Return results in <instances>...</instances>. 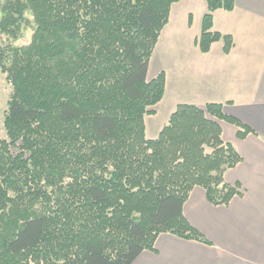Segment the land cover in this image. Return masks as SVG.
Segmentation results:
<instances>
[{
	"label": "trees",
	"instance_id": "obj_1",
	"mask_svg": "<svg viewBox=\"0 0 264 264\" xmlns=\"http://www.w3.org/2000/svg\"><path fill=\"white\" fill-rule=\"evenodd\" d=\"M179 0H0V72L11 91L0 138V264H131L158 234L209 241L182 214L195 187L212 205L240 188L241 157L219 121L250 129L221 103L177 104L156 138L145 114L164 95L149 61ZM195 44L221 40L205 0ZM27 27L28 43L17 44ZM150 108V109H149Z\"/></svg>",
	"mask_w": 264,
	"mask_h": 264
},
{
	"label": "crops",
	"instance_id": "obj_2",
	"mask_svg": "<svg viewBox=\"0 0 264 264\" xmlns=\"http://www.w3.org/2000/svg\"><path fill=\"white\" fill-rule=\"evenodd\" d=\"M178 12L186 21L174 27L172 18ZM205 12V0H180L171 6L147 77L152 62L155 71L164 72L165 90L158 105L167 117L180 103H221L224 114L250 129L240 139L234 125L219 121L223 140L241 157L224 172V179L241 193L227 205H212L204 190L195 186L182 214L210 244L160 233L154 250H143L131 264H264V0H234L232 10L213 12L212 29L232 38L228 53L221 40L208 52L196 46ZM169 27L170 39L165 42Z\"/></svg>",
	"mask_w": 264,
	"mask_h": 264
},
{
	"label": "rangeland",
	"instance_id": "obj_3",
	"mask_svg": "<svg viewBox=\"0 0 264 264\" xmlns=\"http://www.w3.org/2000/svg\"><path fill=\"white\" fill-rule=\"evenodd\" d=\"M169 15H170V13H169ZM185 18H186V16L184 15L183 12H181V13L180 12L175 13L173 15V18H172V19H174V21L171 24H173V26H174V24L177 25V26L178 25H184L185 24V21H186ZM168 20H169V18H168ZM167 23H168V21H167ZM171 27H172V25H171ZM161 32H160V35H161ZM185 32L186 31H183L182 34L185 35ZM170 34H171V31H170V27H169L168 31L165 32V34H164L165 42L166 41L169 42ZM31 35H32V28L31 27H27L25 29L24 33H23L22 38L19 39L16 43L17 44H26V43H28L29 40H30V38H31ZM160 35H159V37H160ZM2 39H3V37L0 35V44L2 42ZM181 40L186 41L187 39H186V37H182L181 36ZM157 43H158V41H157ZM181 44H183V43H181ZM155 48H156V45H155L154 50L152 52L151 58L153 57V53L155 51ZM151 58H150V61H151ZM150 61H149V63H150ZM152 63H153V66L150 69V75H149V77H147L148 80L152 79L158 73L161 72V71H155L156 66H155L154 62H152ZM10 91H11L10 85L6 82V80L4 78V75L0 72V138H5V133H4V129H3V114H4V111L7 108V101H8V98H9ZM158 103L155 104L153 107H150L151 109L154 110V114H145L143 116V121H144V135H145V137L147 139L156 138L157 135H158V133H159L158 131L161 130L162 126L164 125V123L168 119V117L166 115V112L164 110H162V108L158 105Z\"/></svg>",
	"mask_w": 264,
	"mask_h": 264
}]
</instances>
